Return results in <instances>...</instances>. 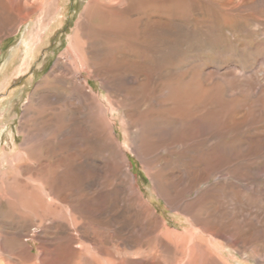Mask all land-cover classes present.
Listing matches in <instances>:
<instances>
[{
    "label": "bare ground",
    "instance_id": "obj_1",
    "mask_svg": "<svg viewBox=\"0 0 264 264\" xmlns=\"http://www.w3.org/2000/svg\"><path fill=\"white\" fill-rule=\"evenodd\" d=\"M30 1L0 0V44L31 15L39 12L35 24L42 26L47 15L57 11V0ZM152 2L153 7L148 0H90L70 36L71 53L66 50L64 55L67 64L56 60L30 93L20 119L21 143L0 149V207L5 203L6 210L0 223L1 263L7 253L8 264H20L16 253L10 255L6 249L2 236L5 233L14 244L21 243L20 231L5 232V225L15 226L18 221L39 229L40 240L51 246L49 252L57 254L68 247L58 257L41 252L38 264H96L86 256L89 249L113 257L103 241L108 237L104 231L112 228L116 242L136 249L131 255L124 253L128 259H149V264H161L159 253L171 252L165 239L174 247L176 261L186 264L216 262L209 251V238L236 249L248 243L243 237L241 241L230 239L218 228L204 226L202 216L213 215L218 208L220 197L211 193L212 186L180 209L191 221L188 230L180 234L161 225L142 201L127 169L128 149L146 167L163 161L160 171L149 174L150 181L159 196L175 206L198 183L228 173V163L220 167L212 161L213 165L207 164V152H200L216 134L224 140L230 134L239 142L240 135L250 129L243 143L250 141L256 149L252 155L258 154V83L247 88L240 82H197L198 71L188 63L192 58L174 49L169 50L166 65L157 69L160 78L154 81L158 75L150 69L152 62L145 51L147 35L166 26L161 22L164 12L170 20L183 4L182 0ZM96 16L102 26L92 24ZM84 70L101 81L109 111L78 81L76 76ZM119 78L127 82H117ZM246 93L251 95L250 104ZM117 111L127 151L108 117ZM174 150L178 152L172 155ZM8 170L11 178L6 176ZM89 223L98 227L99 238L89 232ZM83 241L91 248H83ZM24 252L27 264H37L28 249ZM124 255L117 249L122 264Z\"/></svg>",
    "mask_w": 264,
    "mask_h": 264
},
{
    "label": "rangeland",
    "instance_id": "obj_2",
    "mask_svg": "<svg viewBox=\"0 0 264 264\" xmlns=\"http://www.w3.org/2000/svg\"><path fill=\"white\" fill-rule=\"evenodd\" d=\"M89 1L57 0V11L52 15H47V20L44 19L42 21V26L35 24L39 15V12H37L31 15L28 18L29 20L27 19L28 22L19 26L13 34L6 36L1 42L0 149L6 147L9 150L10 146H16L21 143L23 136L19 130L20 119L24 106L31 95L30 93L51 70L56 60L59 59L62 64H67L65 61L67 59L64 55L67 51H71L69 50L70 36ZM31 2L34 1L31 0ZM148 3L153 7L152 0H148ZM182 4L183 6L181 7L183 9L180 10L181 8H179L174 11V16L170 20H168V14L164 12L165 16L161 22L166 23V26H161V30L154 29L147 35L149 40L146 41L145 51L147 52L148 60L152 62L150 69L158 75L154 76V81H158L160 78L157 69L166 65V60L170 56L168 52L170 49H174L192 58L188 63H193L198 71L197 82H210V80L211 82H240L242 85L245 84L247 88L258 83V154L252 155L253 152H256L254 151L256 149L250 141H244L243 143L248 133L251 132L250 129H246L240 135L243 139L239 142L232 139L230 134L226 135L225 140L219 138L218 134H216L209 144L205 142L206 144H204L200 152H207V164L213 165L215 162L214 164L220 167L223 166V163H228L230 171L228 170V173L218 175L214 174L210 178L211 182L198 183L191 190V193H187L180 199L181 202H176L175 206L172 204L170 206L159 196L149 177V174L160 171L164 162L159 161L153 167L143 165L133 152L129 149L127 151V147L124 145L126 142L123 139V125L119 122L120 120L117 121L120 111L113 112V116L109 115L108 117H111V121H114V130L118 141L123 148H126L128 156L127 169L134 179L135 187L139 191L142 201L154 212L161 225L174 232L179 231L178 233L180 234L183 233V229L188 230L191 221L182 214L180 209L185 204L200 197L208 190L209 186H212L211 193L220 197L216 200V203L218 201L219 204H217L218 212L216 211L213 215H203L201 220L204 222V226H214L219 231L227 234L230 239L234 238V240L241 241L244 238L248 241L244 247L241 246L236 249L235 246H229L226 242H215L212 238H209V251L212 257H214L216 262L218 261V264H264V0H182ZM97 16L92 23L94 27L102 26L103 24L102 20L99 19L100 17ZM52 21L54 22L52 23ZM151 21L150 19V25ZM48 25L54 26L49 28ZM151 29L152 27L150 26ZM156 39L159 41L157 42ZM129 65L131 66V64ZM203 65L205 66L203 67ZM128 68L125 69L127 70ZM76 77L80 83L86 86V90L90 89V91H93L103 107L109 111L106 101L107 94L105 88L101 86V81L94 77L93 74H88L85 70ZM123 80L119 78L117 82H122ZM123 82H127V80ZM248 95H244V97L246 101L250 100L248 102L250 104L251 95L250 97ZM143 109L145 110V107ZM177 152L178 150H174L172 155ZM32 162L34 161H31L30 165ZM180 163L183 164L182 159H180ZM174 164L176 165V163ZM6 176L11 178L13 176L12 171H6ZM1 194L3 195V193ZM209 198L212 199V196ZM192 204L197 205V202ZM4 207L5 203H1L0 223L5 220L6 210H4ZM21 224L22 222L19 221L15 226L4 224L6 233L20 231L18 233L21 235V243L19 244H14L5 233L2 235L5 238V247L10 251V255L16 253L20 264H27L26 257H23L25 248L28 249L29 256L35 258L37 264L40 263L37 258H40L42 253H45V256H49V253L51 257L55 256L56 252H49L50 244L40 240L42 234H40L39 229L32 227L30 223L27 226ZM18 225L19 227L16 228ZM88 229H90L89 232L100 235L95 223H89ZM113 230L115 231L116 229L112 228L104 231V234L108 237L103 239V236L101 238L105 242L104 248L114 258L101 252L102 255H99L100 253L96 251L93 253V250L89 249L91 247L87 241H83L85 243L81 244L83 248L88 246L89 250L86 252V256L94 260L96 264H119L120 262L122 264V261H119L118 256H116L117 249L118 251L121 250L123 255L124 253L131 255L136 251V249H128L121 243L116 242ZM163 241L172 249L170 248V253H159L161 264H186L187 261H176L174 257L176 254L173 252L174 247L168 240L165 239ZM62 248H60L62 250H58L59 252L57 251L56 257L63 250H68L66 246ZM7 255L9 254L5 253L4 263L0 262V264L9 263ZM122 258L123 264H134L135 262H138V264H149V259H145V261L137 260L133 257L128 259L125 255ZM198 259L200 260L201 256ZM216 262H207L206 264H216Z\"/></svg>",
    "mask_w": 264,
    "mask_h": 264
}]
</instances>
